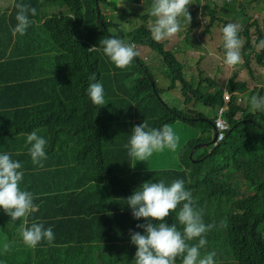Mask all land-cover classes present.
Here are the masks:
<instances>
[{
  "label": "trees",
  "instance_id": "trees-1",
  "mask_svg": "<svg viewBox=\"0 0 264 264\" xmlns=\"http://www.w3.org/2000/svg\"><path fill=\"white\" fill-rule=\"evenodd\" d=\"M58 1L64 6L59 15H43V8ZM115 1L13 0L10 14V9L4 13L0 9L1 123L17 124L15 130L20 131V123L27 122L32 127L28 132L37 130L50 150L62 152L48 163L43 160L42 168L27 163L20 169L24 172L20 189L33 193L34 204L38 205V210L28 218V226L38 222L45 229L51 227L55 236L53 244L44 240L36 248L27 246L19 232L22 221H11L0 208V264H135L137 247L131 242V233L144 234V229L137 225L146 221L134 218L127 204L134 193L129 188L155 176L147 168L158 165L155 157L162 161L166 149L141 162L144 167L130 161L124 145L129 143L135 126L162 108L166 118L149 125L156 129L170 125L174 130L179 119H174L172 113L177 115L180 109L164 107L161 86L167 83L156 81L155 67L146 66L135 57L126 69L116 68L103 54L100 40L118 38L134 43L139 53L144 49L150 50L149 54L158 52L164 60L165 69H161L165 71V79L182 82L183 102L195 107L202 103L213 116L217 114L220 92L216 90L211 95L200 87L194 90L193 84L185 82L182 76L185 65L175 53L164 51L165 43L156 42L150 29L143 24L126 32L120 25L107 22L105 10L110 6L116 11ZM15 3L31 5L37 14L29 15L34 23L26 34L14 38L11 29L17 23ZM134 3L149 7L152 0H134ZM150 17L149 13L139 18L146 21ZM254 26L258 29V22L238 31L239 38L244 36L247 40L241 54L251 73L250 60L245 57L248 50H254L259 65L264 66V47L260 46L264 30L258 29L257 41L251 44L250 28ZM113 28L117 34L111 32ZM209 31L213 32L211 28ZM93 46L100 50L89 52L87 49ZM93 73L96 81L89 80ZM235 80L233 76L228 85L232 92L246 88ZM208 81L217 87L211 79ZM93 82L103 85L104 106L94 105L87 94ZM191 113L196 116L185 122L187 130L197 128V123L210 127L214 122L203 112ZM248 113L244 110L238 119L233 111L227 114L230 128L221 152L229 154L227 169L208 176L210 181L204 180L205 184L200 186L204 195L193 205L203 210L206 225H214L206 233L207 244L200 249V257L215 252V264H264V116ZM24 144L18 143L16 147L24 148ZM190 144L196 141L191 140ZM11 149L0 147V154H9L14 151ZM191 149L185 148L180 155L187 156ZM105 154L118 180H110L109 184L100 177L105 162L97 163ZM15 156L18 160L25 157L21 153ZM15 156L11 158L15 160ZM70 160H75V166L64 177L58 173L63 169H53L58 164L65 166ZM180 168L171 173V180L184 176ZM180 208L166 222L169 226L175 223L183 232L177 220ZM6 243L10 246L8 251L4 249ZM189 243H198V239ZM176 264H182V258L178 257Z\"/></svg>",
  "mask_w": 264,
  "mask_h": 264
},
{
  "label": "clouds",
  "instance_id": "clouds-1",
  "mask_svg": "<svg viewBox=\"0 0 264 264\" xmlns=\"http://www.w3.org/2000/svg\"><path fill=\"white\" fill-rule=\"evenodd\" d=\"M230 2L233 3L234 0H225L224 5L229 6V10L226 14L229 18L228 21L224 22L223 18L219 19L216 17L215 12L210 10V5H207L210 1L203 3V0H200L199 5H201V8L198 11L200 12V19L202 21L201 26L197 32L195 31L194 26L188 27L185 37L186 44L184 43L187 48L194 49L198 52L202 50L200 49L202 48L201 42H205L208 38V43L211 42L215 49V65L219 61L221 62L223 69L226 66H229L230 72L232 73L230 77L228 75L226 76V79L228 80L225 82V85L219 86L218 84L220 83L210 75L211 72H214L215 74H218L220 78L221 74L219 72H222V70L217 68V65L216 68H213L214 63H211L212 65H210L209 68L214 69L213 71L200 72L202 74L201 76L204 78L198 85L200 90L204 93H210L211 95H214L215 91L218 90L221 97L219 98L220 102L218 106L215 108L217 114L212 119L214 120L213 124L211 122L214 132L212 145H214L215 149L210 152L211 154L205 160H200V157L206 155L208 152L207 148L209 145L203 143L201 139L196 138L189 140L183 139L184 143L178 147L179 137L177 135L181 136V134L173 130L170 125H164L159 129L149 125V123L153 124L154 122L159 121L156 115L143 121V124L135 126L132 129L129 143L124 145V147L128 149L130 161H133L135 164L138 163L144 167L145 165L141 162H146L154 153L162 152L166 149L163 153V160L160 161L158 157H155L158 161V165L154 164L152 167L147 168V171L153 173L155 176H152L150 180H146L142 185L135 184L129 188V190L134 193L127 199V204L132 209L134 218L137 220L144 218L146 221L144 224L137 225V228L144 229V234H141L140 232L131 233V242L137 247L134 259L135 264H176L178 257L182 258V264H215V252L209 253L203 258L200 257V249L207 244L206 233L210 231L214 225H206L202 218L203 210H197L193 205L194 202L196 203L199 201L204 195V190L200 187L202 184H205L204 180L207 179L208 176H213L224 170V168L227 169V157H224V166L215 163L207 170H204L201 164L211 161L218 155L225 154H221L219 148L227 139L226 132L230 128V124L226 119L228 113L233 111V114H236L237 119L239 113L241 114L239 118L242 117L244 110L250 111L248 114L254 117L264 116V66L259 65L257 61L258 57H256L254 50H248L245 57L250 60L249 63L251 64L253 71L251 73V71L248 70L246 59L241 54V49L245 46L247 40L244 36L241 39L238 36V31L242 32L244 28L239 30L236 24L229 22L231 13H233L230 9ZM5 3L6 6H2V0H0L1 13L10 9L8 12L10 14L12 11L10 6L12 5L13 0H11L10 3H8V0H5ZM189 5H192V0H152L150 14L155 18L154 24L150 28L152 38L156 42H160L166 38H174V36L180 31L179 18L181 16L185 17V19L191 23L192 17L188 11ZM15 8L17 10L15 17L17 23L11 29L14 38L18 34L20 36L26 34L27 29L34 23L33 20L29 19V15L34 17L37 14L36 8L28 4L15 3ZM224 10L225 7L222 6V12ZM206 11L209 13V25H207V17H205ZM202 12L205 16L202 15ZM244 12L245 11L242 8L237 19L241 20L242 18L239 16L244 14ZM254 22L257 21L250 22V24ZM216 23H221L223 25L220 32L223 40L220 44L214 39L216 30H213V26H215ZM254 27L257 28V26ZM209 28L213 31L212 33L209 31ZM181 33L183 34V31H181ZM181 33H179V35H181ZM196 40H199L200 47L194 44V41ZM256 41L257 37H251V44H255ZM99 44L103 46V54L109 58L116 68L121 70L129 67L132 64L133 59L139 55L137 46L134 43H125L118 38H105L100 40ZM260 46L264 47V41L260 42ZM261 47L257 49L258 53L260 52L259 50ZM87 50L89 52H95L100 49L97 46H93ZM249 51L254 53L257 65L256 69L252 64L251 58L247 57ZM217 52L219 54H217ZM220 54L224 55V60ZM205 55L198 57L205 62ZM237 64H239V66L241 64L244 65V68H246V74L252 79L253 86H250L246 81L241 82L238 80L239 73L236 72ZM233 76L236 77L235 82L245 84L246 88L242 90L235 89L236 91L232 92L228 85ZM96 79L94 73L89 77L90 81H96ZM208 79L215 82L217 87H214ZM255 80H258V82ZM205 83L207 84L205 85ZM204 86H209L211 89L205 91L202 88ZM87 94L94 105L100 107L105 105V94L102 83H90L87 88ZM246 99L247 103H245ZM162 101L165 104L163 99ZM177 108L180 109L178 111L179 114L175 115L172 113L173 118H177L179 119L178 121L182 122H187L190 117L193 116L191 112L196 111L195 107L193 110H190V112H187L185 105L179 106V104L177 105ZM160 112L163 117L166 118V113L163 108ZM217 123H223L225 125L222 129L225 137L222 140H219L220 131L217 129ZM25 125H28V123L22 122L20 123L22 130H15L10 134L2 135V137L9 135V139L4 144H6V148H12L14 151H11L9 154H0V208H2L11 218V221H22L19 232L22 236L23 242L31 248H36L37 245L44 240H46L49 245H52L55 236L52 228L49 227L45 229L43 223L33 222L30 227L28 226V218L32 213L38 210V205L34 204L33 193L20 189L19 185L24 177V172L20 171V169L22 168V165L27 166L25 165L27 163H29L28 165L33 163L42 168L43 160L45 163H48L53 158L57 159V156L62 154V152L50 150L48 145H46L47 141L43 137L38 136L35 132L37 130L28 132V128L31 127V125H28V127H25ZM22 138H24V142H20ZM191 140L196 141V144H190ZM8 142H12L13 144L10 145ZM18 143H25L23 147L26 145L27 148H17L16 145H18ZM200 144L202 145L200 146ZM188 147L192 148L191 153L187 156L180 155V152ZM8 151L10 150L8 149ZM15 153L24 154L25 157L18 160ZM51 153H56V156H51ZM11 155L15 156V160L11 158ZM106 156L107 155L105 154L101 161L98 160L97 163L105 162V167L101 170L100 177L105 183L109 184L110 180H114L115 182L118 180L115 175L110 178L106 174L107 168L109 167L108 160L105 158ZM165 156H173L175 158V163L170 167H163L162 164L165 163ZM180 162H186V164H177ZM74 166L75 160H70L65 163V166L58 164L55 165L53 169H63V171L57 172L64 177L72 171ZM178 166L181 167L180 172L184 173V176L171 180L170 175ZM207 180L210 181V178ZM178 205L181 208L177 213V220L179 221V224L183 226V232L178 230L175 223L169 226L166 222V218L169 217L172 212L177 210V207H179ZM197 239L198 243H189L190 241ZM9 247V244L6 243L4 245L5 251H8Z\"/></svg>",
  "mask_w": 264,
  "mask_h": 264
},
{
  "label": "rangeland",
  "instance_id": "rangeland-1",
  "mask_svg": "<svg viewBox=\"0 0 264 264\" xmlns=\"http://www.w3.org/2000/svg\"><path fill=\"white\" fill-rule=\"evenodd\" d=\"M210 1V10L214 11L216 14V17L219 19L223 18L224 22L228 21V16L226 15L229 6L224 5L225 0H203V3H207ZM200 0H192V5H189V13L192 17L191 23H189L185 17L181 16L179 18L180 21V31L174 36V38H166L158 43H165L164 44V51H171L172 53H175L176 58L180 63L185 65V68L183 69V79L187 83H192L194 85V89L198 87V85L202 82L204 79L202 74L200 72H210L213 71L214 69L209 68L211 63H207L206 61L203 62L202 59H200L198 56H195L197 51L194 49H189L187 48L184 43L185 42V37H186V31L188 27L194 26L195 31L197 32L199 27L201 26V19H200V12L198 11L201 8V5H199ZM230 9L233 13H231V18L230 21L231 23H234L238 26L239 30H242L245 28L247 25L250 24V22L257 21L259 25V30L263 31L264 29L262 28L263 22H264V0H234V2H230ZM2 6H6L5 0H2ZM115 6L118 8L116 11L112 7L108 6L105 10V16L107 22H111L113 25H120L121 30H124L126 32L132 30V29H138L141 25H145L147 29H150L151 26L154 24L155 18L150 17V19H147L146 21L142 20L139 18L141 15H148L150 12L148 9L151 6L147 7L146 4H140L139 6H135L134 0H116L115 1ZM222 6L225 7V10L222 12ZM241 6L244 9V14L245 16H239L242 19H237V16L239 12L241 11ZM63 3L58 1V2H52L49 5H47L45 8H43V15H49L50 17L53 15H59L61 10L63 9ZM122 10V12L120 11ZM135 13V15H134ZM203 15V12H202ZM209 13L206 11V16L207 17V22L209 25L210 23V18H208ZM234 15V16H233ZM248 18H251V21H248ZM227 22V23H229ZM206 25V27H207ZM205 27V28H206ZM223 28V25L221 23H216L215 26H213V30L215 31V36L214 39L217 41L218 44H220L223 40L221 36V30ZM183 31V34L181 33ZM256 27H252L250 29V34L252 38L258 37V32H257ZM112 33L117 34V31L115 28L111 29ZM181 33V35H179ZM208 39V38H207ZM245 41V39H244ZM195 45H198L200 47L199 40L194 41ZM202 49V48H200ZM150 50L144 49L140 51L139 55L137 57L140 58V60L143 62L144 65L146 66H153L155 67V72H154V77L156 81L161 82H166L167 85L161 86L162 87V93H161V98L165 101V107L166 108H177V105H185L186 111L190 112V110H193L195 108L194 104H189L186 105L183 102V95H182V87L183 85L181 84L182 82L178 80L177 82L173 83L169 80H166V74L165 71H163L161 68L165 69V65H162L164 63V60L162 56L158 53L155 52L154 54H149ZM260 51V50H259ZM188 53V54H185ZM217 54H219L217 52ZM201 56V55H199ZM220 56L224 60V55L220 54ZM247 57L251 58L252 64L255 66V69L257 67L255 58H254V53L249 51L247 53ZM217 68H220L222 70L223 74L220 76L218 74H215L214 72H211L210 75L213 76L217 82H219L220 85H225V82L228 80L226 79V76L228 75L229 77L231 76L230 72V67L226 66L224 69L221 66V62L218 61L216 64ZM216 65H213V68H216ZM237 70L238 72V80L241 82H247L250 86H253L252 79L246 74V68H244V65L237 64ZM258 82V80H255ZM175 84V87H172L173 84ZM159 84V85H160ZM207 83H205L206 85ZM205 91H209L211 88L209 86H204L202 87ZM105 94V90H104ZM259 96V95H257ZM245 103H247V99L245 100ZM195 110L197 112H203L208 118H214L211 110L209 108L204 107L202 103H199ZM261 112V111H260ZM257 113V112H256ZM259 114V113H257ZM158 119L163 118V115L161 112H157L156 114ZM193 116H196L195 114ZM241 116V114H238V118ZM211 120V119H206ZM206 122L205 120H203ZM198 127L196 126L191 129L187 130L185 126V122L178 121V123L175 124L174 130L182 134V136L177 135L179 137V143L178 147L184 143V140H189V139H196L199 138L203 141V143L208 144L209 147L207 148L208 152L206 155H202L200 157V160H205L211 153L212 150H214V145H212L213 137H214V132L213 128L210 125V127H207L206 125H201L199 123ZM17 124H2L0 121V147L6 148V144H4L8 139L9 135H6L5 137H2L3 134H10L11 132L15 131V127ZM25 127H28V125H25ZM184 139V140H183ZM20 142H24V138L21 139ZM202 143V144H203ZM200 144V146L202 145ZM25 149L27 146H24ZM177 147V148H178ZM223 145L219 148V151H223ZM51 156L55 157L56 153H51ZM224 157H229V154H224V155H218L217 157L213 158L211 161L204 162L202 163V167L204 170H207L210 166H213L215 163H219L221 166H224ZM165 163L162 164L163 167H170L175 163V158L173 156H165L164 158ZM106 174L108 177L112 178L115 175L114 169L109 166L107 168Z\"/></svg>",
  "mask_w": 264,
  "mask_h": 264
},
{
  "label": "crops",
  "instance_id": "crops-1",
  "mask_svg": "<svg viewBox=\"0 0 264 264\" xmlns=\"http://www.w3.org/2000/svg\"><path fill=\"white\" fill-rule=\"evenodd\" d=\"M201 47H202V50L198 51L195 56H199V55L204 56L206 54L205 55L206 58H204L205 61L207 63H214L215 64L216 63V53H215L214 47L212 46V43L211 42L208 43V39H207L205 42L204 41L201 42ZM8 144L12 145L13 143L8 142Z\"/></svg>",
  "mask_w": 264,
  "mask_h": 264
},
{
  "label": "built area",
  "instance_id": "built-area-1",
  "mask_svg": "<svg viewBox=\"0 0 264 264\" xmlns=\"http://www.w3.org/2000/svg\"><path fill=\"white\" fill-rule=\"evenodd\" d=\"M217 129L220 131V133H219V140H222L224 137H225V135H224V133H223V131H222V129L224 128V124L223 123H217Z\"/></svg>",
  "mask_w": 264,
  "mask_h": 264
}]
</instances>
